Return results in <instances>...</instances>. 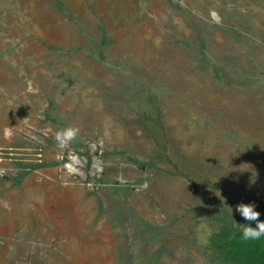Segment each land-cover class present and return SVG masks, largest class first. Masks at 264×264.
Masks as SVG:
<instances>
[{
	"label": "rangeland",
	"instance_id": "374dc122",
	"mask_svg": "<svg viewBox=\"0 0 264 264\" xmlns=\"http://www.w3.org/2000/svg\"><path fill=\"white\" fill-rule=\"evenodd\" d=\"M61 1L0 0V264H213L215 201L264 221V0Z\"/></svg>",
	"mask_w": 264,
	"mask_h": 264
},
{
	"label": "trees",
	"instance_id": "16d2710c",
	"mask_svg": "<svg viewBox=\"0 0 264 264\" xmlns=\"http://www.w3.org/2000/svg\"><path fill=\"white\" fill-rule=\"evenodd\" d=\"M54 2V9L58 12H62L65 8L61 0H52ZM169 3L174 7L181 9L178 5L173 4L171 0ZM226 34L233 36L235 42L241 43V35L235 29L224 28L222 29ZM202 42V43H201ZM201 54L203 56V62H208L206 56L207 46L204 41H201ZM103 44L106 43V40L102 41ZM245 70L239 67V64H235L232 68L215 66L212 67V73L219 80L220 83H224L229 87L236 88H246L253 87L254 85L260 83V79L250 82L246 78H240L239 75L252 76V77H262L256 67ZM204 68L210 69V67L205 65ZM251 73V75H250ZM137 95L139 93L137 92ZM141 98V97H140ZM143 100V98H141ZM138 100V99H137ZM48 118V117H47ZM146 121H150L151 117H144ZM50 119V118H48ZM153 134V132L151 131ZM158 160H162L163 156L160 154L157 156ZM130 161L137 165H141L140 162L131 158ZM153 162L150 163V165ZM143 167H148V164H142ZM218 206H221V209L214 211L209 220L217 222V229L214 231L210 238L211 243V255L213 264H264V247L254 244H246L240 239L241 233L235 227L234 219L230 216L227 210H224L222 204L218 201H215Z\"/></svg>",
	"mask_w": 264,
	"mask_h": 264
},
{
	"label": "clouds",
	"instance_id": "9594fccd",
	"mask_svg": "<svg viewBox=\"0 0 264 264\" xmlns=\"http://www.w3.org/2000/svg\"><path fill=\"white\" fill-rule=\"evenodd\" d=\"M79 128L77 126L69 125L56 134V140L60 147L64 148L69 146L79 135ZM230 213L233 209L228 207ZM254 203H240L236 206V211L241 214L248 224H238L235 227L241 233L240 239L246 244L260 245L264 247V221L259 219L261 213L255 210ZM251 222H255L256 226H251Z\"/></svg>",
	"mask_w": 264,
	"mask_h": 264
}]
</instances>
